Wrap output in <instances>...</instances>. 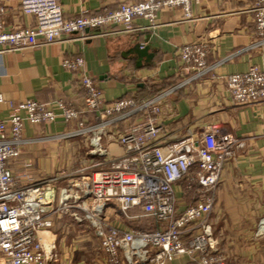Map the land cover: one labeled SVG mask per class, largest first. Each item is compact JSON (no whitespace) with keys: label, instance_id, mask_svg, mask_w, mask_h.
Instances as JSON below:
<instances>
[{"label":"crops","instance_id":"0c3cea01","mask_svg":"<svg viewBox=\"0 0 264 264\" xmlns=\"http://www.w3.org/2000/svg\"><path fill=\"white\" fill-rule=\"evenodd\" d=\"M140 1L58 0L57 3L64 18L72 20L100 16ZM0 2L6 9L5 30L34 26L33 18L22 15L19 0ZM253 4V0L203 1L191 8L190 17H185L179 8L166 9L153 26L135 18L132 30L127 33L109 26L86 30L59 43L0 54L1 117L26 100H36L41 104L61 102L79 114V121L92 123L93 115L84 112L79 77L62 67L64 60L85 61L84 73L93 80L106 104L132 100L138 105L170 92L157 122L158 146L163 155L183 141L189 140L196 146L208 133L217 139L233 141V154L221 172L215 207L208 222L219 242L218 251L226 256V264L233 259L234 264H240L238 258H250V254L246 257L240 253L234 258L227 249L249 245L258 247L254 252L259 255L264 237L259 228L264 216V101L248 106L233 104L225 77L245 74L251 67L264 71V36L253 23ZM194 44L204 50L205 67L200 76L192 63H182L178 55L183 46ZM135 47L148 48L147 56L152 57L149 64L146 59L138 61L133 54ZM154 61L157 65L153 67ZM118 116L114 115V119ZM141 117L142 114H134L117 126L124 128ZM74 129L76 123L65 126L59 119L40 126L25 122L22 135L26 144L20 148L18 160L6 163L19 187L50 181L42 185V193L46 206L53 210L59 206V189L66 182H76L108 168L102 158L85 154L87 136L65 138ZM109 150L112 156L107 158H116L121 153L117 145H111ZM52 152H57L58 157H50ZM192 183L184 180L174 188L179 210L195 205L202 193ZM103 216L125 232L165 228L144 218L138 208L128 218L122 217L114 202L103 210ZM47 242L54 255L50 264H107L99 240L85 221L75 220L73 210L53 217ZM0 264H4L2 258ZM167 264H196V261L182 258ZM255 264H264V260Z\"/></svg>","mask_w":264,"mask_h":264},{"label":"built area","instance_id":"2783aa9c","mask_svg":"<svg viewBox=\"0 0 264 264\" xmlns=\"http://www.w3.org/2000/svg\"><path fill=\"white\" fill-rule=\"evenodd\" d=\"M57 1L19 0L22 15L33 18L34 26L10 31L3 28L6 9L0 2V54L59 43L86 30L109 26L127 33L135 18L153 26L166 9L179 8L185 17H190L193 6L222 0H141L100 16L72 20L64 18ZM253 2L252 20L264 36V0ZM178 55L182 63H192L198 75L202 74L205 66L201 45L183 46ZM85 65L83 59L62 62L64 69L79 77L84 112L93 115L92 123L79 121V114L61 102L26 100L4 117L0 113V258L4 264H50L54 255L47 238L52 219L70 210L75 212V220L85 221L99 240L107 264H167L182 258H192L196 264H225L208 221L215 207L221 172L233 154V141L208 133L196 146L183 141L163 155L158 146L157 122L170 92L138 105L132 100L106 104L93 80L84 73ZM156 65L152 62L153 67ZM225 83L231 102L237 106L264 101V71L251 67L245 74L225 77ZM134 114H142L141 119L124 128L117 126ZM114 115L119 116L114 119ZM58 119L65 126L76 123V129L65 138L87 136L88 156L102 158L108 168L91 177L66 182L59 189V206L53 210L46 206L42 193V185L50 181L19 187L6 163L18 160L20 148L26 144L22 135L25 122L40 126ZM111 145L120 147L116 158H107L112 156ZM50 157L56 158L58 153L52 152ZM184 180L196 183L202 193L195 205L179 210L174 188ZM110 202L118 206L124 218L138 208L144 218L165 228L122 231L103 216ZM259 228L264 233V216Z\"/></svg>","mask_w":264,"mask_h":264},{"label":"rangeland","instance_id":"374dc122","mask_svg":"<svg viewBox=\"0 0 264 264\" xmlns=\"http://www.w3.org/2000/svg\"><path fill=\"white\" fill-rule=\"evenodd\" d=\"M89 151H90V144L87 143V150L85 152V154L87 156L89 155ZM240 246H241V248H239V246H234V247L230 246L227 249L234 258L236 257V254H240V253L244 254L245 253L246 257H247V254H250V258H245V257L238 258L240 264H255V261H257V260H264V256H263V252H264V237H263L262 241H260V246H261L262 249L260 250L259 255L261 257H259V255H256L255 252H254L258 247L250 248L249 245H245V247L244 246L242 247V245H240ZM239 249L241 250L240 252H239ZM251 255H253V256H251ZM225 260H226V256H225ZM228 261H229V259H228ZM225 262L227 263V260ZM234 262L236 263V261H234V259H233V260H231L230 263L234 264Z\"/></svg>","mask_w":264,"mask_h":264},{"label":"water","instance_id":"95a60500","mask_svg":"<svg viewBox=\"0 0 264 264\" xmlns=\"http://www.w3.org/2000/svg\"><path fill=\"white\" fill-rule=\"evenodd\" d=\"M148 48H141V47H135L133 49V54L137 56L138 58V61H141V59H146L145 63L149 64L152 60V57L151 55L147 56L148 55ZM137 68H141L140 64L137 63Z\"/></svg>","mask_w":264,"mask_h":264},{"label":"trees","instance_id":"16d2710c","mask_svg":"<svg viewBox=\"0 0 264 264\" xmlns=\"http://www.w3.org/2000/svg\"><path fill=\"white\" fill-rule=\"evenodd\" d=\"M144 103V102H143ZM193 185H197L196 183H192Z\"/></svg>","mask_w":264,"mask_h":264}]
</instances>
